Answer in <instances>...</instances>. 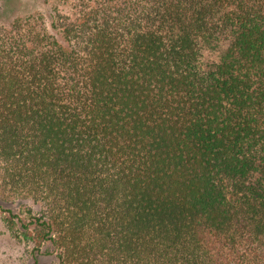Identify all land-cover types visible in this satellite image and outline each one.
<instances>
[{"label":"trees","instance_id":"obj_1","mask_svg":"<svg viewBox=\"0 0 264 264\" xmlns=\"http://www.w3.org/2000/svg\"><path fill=\"white\" fill-rule=\"evenodd\" d=\"M70 10L0 27L10 230L57 264H264V0Z\"/></svg>","mask_w":264,"mask_h":264},{"label":"rangeland","instance_id":"obj_2","mask_svg":"<svg viewBox=\"0 0 264 264\" xmlns=\"http://www.w3.org/2000/svg\"><path fill=\"white\" fill-rule=\"evenodd\" d=\"M74 0H0V27L8 29L12 19L24 18L26 15L42 16L47 20V13L59 8L69 13ZM20 201L13 196L3 183L0 173V264H57L56 252L48 243L44 244L39 251L34 252V245L18 238L10 230L6 221L8 209L14 215H20ZM18 216L15 218L17 221ZM33 252L37 255L35 263Z\"/></svg>","mask_w":264,"mask_h":264}]
</instances>
